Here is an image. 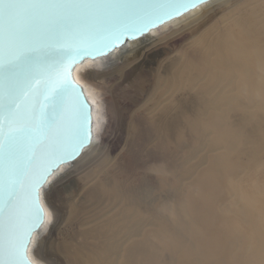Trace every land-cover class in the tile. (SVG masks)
Masks as SVG:
<instances>
[{
	"label": "bare ground",
	"instance_id": "6f19581e",
	"mask_svg": "<svg viewBox=\"0 0 264 264\" xmlns=\"http://www.w3.org/2000/svg\"><path fill=\"white\" fill-rule=\"evenodd\" d=\"M74 76L98 146L50 178L76 184L58 219L42 191L35 264L50 237L60 264H264V0H209ZM142 139L146 171L121 178Z\"/></svg>",
	"mask_w": 264,
	"mask_h": 264
},
{
	"label": "snow or ice",
	"instance_id": "6c2138e0",
	"mask_svg": "<svg viewBox=\"0 0 264 264\" xmlns=\"http://www.w3.org/2000/svg\"><path fill=\"white\" fill-rule=\"evenodd\" d=\"M125 7L124 0H0V264H32L28 246L45 225L41 189L59 218L66 177L49 183L58 168L49 162L72 161L75 171L84 141L98 146L90 115L73 110L72 127L66 124L70 94L79 86L64 69L82 45L125 23ZM80 121L89 124L83 136Z\"/></svg>",
	"mask_w": 264,
	"mask_h": 264
},
{
	"label": "water",
	"instance_id": "95a60500",
	"mask_svg": "<svg viewBox=\"0 0 264 264\" xmlns=\"http://www.w3.org/2000/svg\"><path fill=\"white\" fill-rule=\"evenodd\" d=\"M191 0L183 4L181 0H124L126 7L121 10L125 23L118 29L105 28L102 35L98 38L90 40L88 43L81 46L79 54H74L72 59L65 66V73L70 71L71 79L79 87L74 90L69 97L70 110L66 115V124L69 128L73 124V110L77 113H82L84 116H89L91 119V140L94 141V109L88 99L83 86L75 79L74 71L80 63L87 60H98L109 57L113 52L126 46L130 40L138 39L149 33L153 28H156L165 22L183 15L187 11L198 7L201 3H194ZM82 90V91H81ZM80 132L83 136L89 129V124L85 121L79 122ZM88 141H84L82 154L88 148ZM52 168H58L56 172L65 164L72 161H50ZM55 172V173H56ZM54 173V174H55ZM52 176L48 179L50 180ZM46 187V185H45ZM43 189H41L42 194ZM42 204V201H41ZM43 205V204H42ZM46 222V215H45ZM33 234V239L35 237ZM11 241L6 237L4 243L7 245ZM32 243L28 246V259L35 264L30 258L29 252ZM17 259H23V249L19 250Z\"/></svg>",
	"mask_w": 264,
	"mask_h": 264
},
{
	"label": "rangeland",
	"instance_id": "374dc122",
	"mask_svg": "<svg viewBox=\"0 0 264 264\" xmlns=\"http://www.w3.org/2000/svg\"><path fill=\"white\" fill-rule=\"evenodd\" d=\"M162 46V44L161 43H158V45L156 46V48H160ZM155 48V47H154ZM126 113H128V116H130L132 113H133V111H127L126 110ZM118 137L119 136H121L122 135V139H121V142L118 144V147L115 149V151H114V154H113V156H117V155H119L120 153H122L123 151H125V147H127V142H128V140H129V138L127 137V135L126 134H123L122 132H119L118 131ZM121 134V135H120ZM128 138V139H127ZM127 141V142H126ZM142 141V142H141ZM138 140V144L134 147V149H133V147L132 148H129V150H130V153L129 154H125L124 155V158L122 159V160H120V162L117 164V167H118V170H117V175H118V172H119V174L121 175V178H123V177H131V176H133V174H136V175H138V173H140V171L142 172V173H144V171H146L145 170V168L147 167V165L143 162V161H146V157H145V155H147V152H146V150H145V146H144V141H143V139L142 140ZM125 144H126V146H125ZM139 146V147H138ZM137 147V148H136ZM141 147V148H140ZM137 149V151H136V149ZM127 149V148H126ZM144 149V150H143ZM143 151V152H140V151ZM139 154H138V153ZM146 152V153H145ZM143 153V154H142ZM134 156V157H131V156ZM140 155V156H139ZM96 156H97V154H94V155H92V156H90V157H88L87 159H86V165H85V167L83 168V169H81L80 171H78V172H76V173H74V176H72L71 177V180L76 176H81L82 174H85V172H86V170L88 171L89 169L91 170V167H93V164H95V162H96ZM136 157V158H135ZM132 158V159H131ZM142 158H143V160H142ZM126 159V160H125ZM129 159H131V160H129ZM137 159V160H136ZM135 161H136V163H135ZM132 162V163H131ZM136 165H135V164ZM142 163V164H141ZM122 164V165H121ZM126 164V165H125ZM139 164V165H138ZM119 165V166H118ZM128 166V167H127ZM134 166V167H133ZM137 166H139V167H137ZM130 167V168H129ZM145 167V168H144ZM87 168V169H86ZM123 168V169H122ZM135 168H137V169H135ZM141 169L140 171H139V169ZM125 169V170H124ZM89 170V171H90ZM121 170V171H120ZM123 170V171H122ZM128 170V171H127ZM130 170V171H129ZM126 172H127V174H126ZM132 173V174H130V173ZM78 173L80 174V175H78ZM123 175H122V174ZM141 173V174H142ZM76 174V175H75ZM129 174V175H128ZM82 176H84V175H82ZM81 176V177H82ZM65 183L66 184H69L70 183V180H69V178H66V180H65ZM69 187L66 189V190H68V193L70 192L71 193V191H72V193L73 192H75V186H76V184H69L68 185ZM65 230L66 231H68L69 230V228H65ZM72 230V229H71ZM75 230V228H73V231ZM41 255L46 259V260H48V261H50L52 264H60V263H58L60 260H58V258L60 257V253H59V251H58V247H57V242H55V240H54V238L53 237H50V240H49V242L48 243H45V244H43V247H42V249H41Z\"/></svg>",
	"mask_w": 264,
	"mask_h": 264
}]
</instances>
